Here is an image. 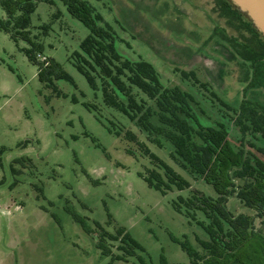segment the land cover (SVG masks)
I'll list each match as a JSON object with an SVG mask.
<instances>
[{"label": "rangeland", "instance_id": "obj_1", "mask_svg": "<svg viewBox=\"0 0 264 264\" xmlns=\"http://www.w3.org/2000/svg\"><path fill=\"white\" fill-rule=\"evenodd\" d=\"M88 1L115 27L123 54L151 61L165 86L178 85L194 95L193 107L204 125L225 123L236 146L264 160V136L243 135L234 121L245 97L264 109V86L249 87L253 69L237 54L250 34L219 0ZM32 31L44 53L76 83L54 79L62 91L57 95L23 51L28 43L0 29V264H134L135 258L103 254L101 227L111 233L125 228L153 264H161L162 256L169 264H188L179 240L188 239L202 251L198 237L209 236L202 224L175 208L174 200L197 191L218 200L217 191L173 160L171 142L150 141L136 121L104 102L101 87L90 86L72 57L90 30L62 0L38 2ZM112 126L132 130L138 142L110 131ZM144 148L191 186L166 194L150 187L141 175L153 167ZM227 207L235 215L254 217L255 227L263 228L236 193L228 196ZM196 215L208 221L201 211ZM119 243H112L115 253Z\"/></svg>", "mask_w": 264, "mask_h": 264}, {"label": "trees", "instance_id": "obj_2", "mask_svg": "<svg viewBox=\"0 0 264 264\" xmlns=\"http://www.w3.org/2000/svg\"><path fill=\"white\" fill-rule=\"evenodd\" d=\"M39 1L54 2L0 0L5 12V16L0 18V29L14 41L28 43L22 49L28 59L38 66L39 79L52 87L57 95H62L54 79L76 82L59 61L44 53L43 44L33 34L32 14ZM62 1L68 11L90 30L81 41L80 49L72 54L74 65L90 86L94 89L101 87L104 102L136 121L148 133L150 141L160 146H163L164 140L171 142L173 160L211 184L220 196L217 200L197 191L191 196L180 195L174 200L175 208L179 212L185 210L189 217L202 224L209 236L208 239L198 237L202 251L188 239L179 240L190 257L188 264H264V160L255 153L247 152L244 146H236L225 123L204 125L194 110V95L178 85L165 86L151 61L123 54L119 48L122 38L115 27L106 22L103 14L88 0ZM219 3L239 27L249 31L248 41L242 42V49L236 52L253 69L249 87H263V34L230 0H219ZM43 27L48 29L46 24ZM192 74L195 76L194 72ZM184 75L188 76V72L184 71ZM73 100L77 101V98ZM236 111L235 125L243 135L260 133L264 136V109L259 102L245 97ZM108 128L119 135L124 134L130 141L138 142V136L132 130L114 126ZM27 143L29 140L24 145ZM145 150L153 167H147L141 175L150 187L166 194L174 187L183 190L191 186L159 155ZM13 171L18 170L13 166ZM237 179L240 184H237ZM233 193L244 205L255 210L263 228L255 227L254 217L244 213L235 215L228 209L227 199ZM197 211L204 213L208 221L198 220ZM115 241L120 242L117 246L119 253L114 252L112 243ZM98 247L103 254L112 255L115 260L135 258L134 264H153L142 244L123 227L117 233L101 227ZM161 264H169L164 256L161 257Z\"/></svg>", "mask_w": 264, "mask_h": 264}, {"label": "water", "instance_id": "obj_3", "mask_svg": "<svg viewBox=\"0 0 264 264\" xmlns=\"http://www.w3.org/2000/svg\"><path fill=\"white\" fill-rule=\"evenodd\" d=\"M264 36V0H230Z\"/></svg>", "mask_w": 264, "mask_h": 264}, {"label": "built area", "instance_id": "obj_4", "mask_svg": "<svg viewBox=\"0 0 264 264\" xmlns=\"http://www.w3.org/2000/svg\"><path fill=\"white\" fill-rule=\"evenodd\" d=\"M42 59H44V57Z\"/></svg>", "mask_w": 264, "mask_h": 264}]
</instances>
